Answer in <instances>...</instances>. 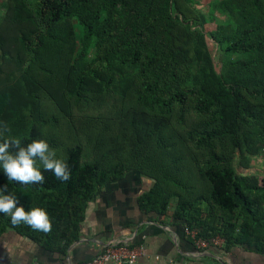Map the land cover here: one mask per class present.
Instances as JSON below:
<instances>
[{"label":"trees","instance_id":"16d2710c","mask_svg":"<svg viewBox=\"0 0 264 264\" xmlns=\"http://www.w3.org/2000/svg\"><path fill=\"white\" fill-rule=\"evenodd\" d=\"M2 5L0 132L21 146L45 140L70 179L40 165L45 182L24 184L0 167L3 194L51 223L44 232L0 212V235L63 251L95 194L135 172L152 181L141 210L173 205L198 237L264 253V179L238 173L264 157V0Z\"/></svg>","mask_w":264,"mask_h":264},{"label":"crops","instance_id":"0c3cea01","mask_svg":"<svg viewBox=\"0 0 264 264\" xmlns=\"http://www.w3.org/2000/svg\"><path fill=\"white\" fill-rule=\"evenodd\" d=\"M151 184L129 172L102 187L86 207L77 240L63 251L5 230L0 235V264H70L94 257L111 242L143 245L145 254L136 264H264V253L252 244L199 251L185 234V223L174 219L173 205L162 215L141 210L138 199Z\"/></svg>","mask_w":264,"mask_h":264},{"label":"clouds","instance_id":"9594fccd","mask_svg":"<svg viewBox=\"0 0 264 264\" xmlns=\"http://www.w3.org/2000/svg\"><path fill=\"white\" fill-rule=\"evenodd\" d=\"M9 129L4 126L3 132ZM0 132V167L9 181L24 184L45 182V177L40 170V165L45 171H51L61 181L70 179V170L67 163L56 158L54 150L49 149L45 140H33L26 146H21L19 138H3ZM14 150V151H13ZM0 212L11 215V222L16 225L26 223L33 229L49 232L51 223L47 212L39 207L25 211L22 206H17L14 194H3L0 190Z\"/></svg>","mask_w":264,"mask_h":264},{"label":"built area","instance_id":"2783aa9c","mask_svg":"<svg viewBox=\"0 0 264 264\" xmlns=\"http://www.w3.org/2000/svg\"><path fill=\"white\" fill-rule=\"evenodd\" d=\"M184 232L189 236L194 246L199 251L207 250L210 247H220L224 244V239L219 236L209 239L198 237L197 231L188 227ZM145 254L143 245H130L124 242H111L105 246L94 257L70 264H136L137 260Z\"/></svg>","mask_w":264,"mask_h":264},{"label":"rangeland","instance_id":"374dc122","mask_svg":"<svg viewBox=\"0 0 264 264\" xmlns=\"http://www.w3.org/2000/svg\"><path fill=\"white\" fill-rule=\"evenodd\" d=\"M5 0H0V16L3 13L4 9H3V2ZM210 0H197V2H199V4L201 5L199 8L202 10H206V6L208 4ZM213 25H211L210 23L207 25V29L212 28ZM208 45H209V49L212 53V56L214 57V61H215V65H216V69H219V63H218V59H217V53H216V46L214 45V43L209 39L208 40ZM250 171H253L256 175H258V177H260L261 175L264 176V157H259L258 159H254L252 162V165L250 167V169L248 171H242L241 169H238V173H249ZM260 177L263 178L264 177Z\"/></svg>","mask_w":264,"mask_h":264}]
</instances>
